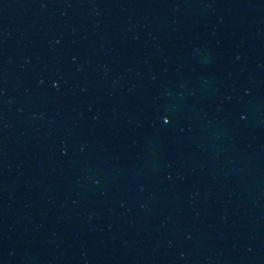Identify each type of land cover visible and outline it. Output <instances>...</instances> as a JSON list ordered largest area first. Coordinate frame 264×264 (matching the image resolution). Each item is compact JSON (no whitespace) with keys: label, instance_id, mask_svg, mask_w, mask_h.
I'll use <instances>...</instances> for the list:
<instances>
[{"label":"water","instance_id":"95a60500","mask_svg":"<svg viewBox=\"0 0 264 264\" xmlns=\"http://www.w3.org/2000/svg\"><path fill=\"white\" fill-rule=\"evenodd\" d=\"M0 264H264V0H0Z\"/></svg>","mask_w":264,"mask_h":264}]
</instances>
